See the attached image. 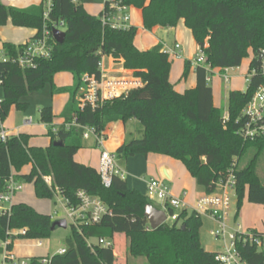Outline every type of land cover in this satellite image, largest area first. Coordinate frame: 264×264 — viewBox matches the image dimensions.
Wrapping results in <instances>:
<instances>
[{
    "label": "trees",
    "instance_id": "trees-1",
    "mask_svg": "<svg viewBox=\"0 0 264 264\" xmlns=\"http://www.w3.org/2000/svg\"><path fill=\"white\" fill-rule=\"evenodd\" d=\"M83 1L74 4L72 0H54L45 21L44 4L19 9L7 7L0 0V26L12 22L15 27L33 29L36 34L32 39L42 34L44 25L51 31L66 32L61 45L51 35L52 54L38 60L36 69L22 70L13 62H0L4 96L0 105L1 123L7 120L13 107L26 111L29 105L24 99L46 85H50L52 94L70 95L61 115L65 124L57 132L52 107L40 110V122L48 126L51 137L47 148L29 145L31 135L27 134L6 142L0 140V194L6 191L7 181L13 176L22 184H33L39 199L54 200L55 194L45 182L49 176L71 205L79 204L77 195L83 190L98 197L110 211L98 225H82L80 229L71 225L65 254L34 256L29 259L30 264H118L114 247L95 244L92 249L88 244V240L99 239L115 243L117 236L129 241L125 264H129L130 258H144L149 264H219L217 254L203 247L200 237L204 222L197 213L185 209L177 221L152 230L145 217L146 205L150 204L147 195L129 189L127 181L119 176H114L111 186L106 187L99 170L78 163L75 156L84 148L82 127L101 134L114 122L126 125L136 120L142 126L140 136L120 147L115 153L117 159L127 161L130 157L156 154L179 160L196 180L197 189L206 195L215 193L219 183L234 175L238 208L245 198L251 204L264 206V184L258 172L264 137L248 142L239 135L244 106L264 78L252 75L247 91H230L227 111L215 107L214 91L202 66L195 69V87L178 92L170 81L173 61L162 43L139 50L135 44L138 28L129 26L120 30L105 25L103 17L116 14V10L104 4L100 15H91ZM117 3L142 11L143 27L148 31L158 27L174 29L184 20L199 51L215 69H238L251 51L250 74L257 54L264 49V0H117ZM4 44L11 57L25 48ZM110 56L123 61L124 70L140 78L143 88L133 89L95 111L89 107L80 109L78 97L83 77L99 78L103 57ZM192 66L191 61L185 62L184 79ZM63 72L72 75L74 84L58 89L55 77ZM226 112L229 118L225 121ZM73 122L82 127L68 129L66 125ZM55 142L60 146L56 147ZM31 164V172L22 174L23 168ZM55 221L52 215L42 214L23 202L14 204L9 213L0 211V257L7 240L11 241L7 245L9 251H13L16 239L48 240ZM22 230L26 233H17ZM238 249L249 264H263L264 254L254 247L244 248L240 244Z\"/></svg>",
    "mask_w": 264,
    "mask_h": 264
},
{
    "label": "built area",
    "instance_id": "built-area-1",
    "mask_svg": "<svg viewBox=\"0 0 264 264\" xmlns=\"http://www.w3.org/2000/svg\"><path fill=\"white\" fill-rule=\"evenodd\" d=\"M2 1V0H1ZM54 0H44V19L49 18L51 8ZM104 4H109V8L116 10L114 15H105L102 19L103 24L110 25L112 28L125 30L128 29L129 21V8L127 6L121 7L118 5L117 0H103ZM74 4L82 2V0H72ZM60 26H63V22ZM44 31L35 39H29L24 45V50L16 56H10L5 44L0 40V62L7 63L13 62L17 64L22 70L36 69L38 66V60H45L52 54L54 46H52L51 35L54 30L51 31L44 25ZM182 45L177 43L175 48H168L164 46V51L170 57H180V50ZM255 63L251 69L248 82H250L252 75L259 74L264 78V49H262L255 58ZM208 60L202 51H199L193 60V66L196 68L202 66L208 73V84L213 82L215 77H221L224 84L227 85L231 81V77L228 72L231 69H215L207 63ZM83 85L79 91L78 103L79 108L84 110L86 107L92 110H97L106 102L120 98L127 95L129 91L133 89H141L144 86L143 81L140 78L129 76L127 78H108L105 76L104 61L100 64V76L99 78L94 76L85 75ZM2 80H0V88ZM257 91L254 93L250 101L244 106L241 118L242 126L239 130V135L245 141H256L260 137H264V83L258 86ZM4 97H0V105L3 102ZM229 115L226 112L224 120H228ZM31 121H26L25 124H30ZM66 127H82L77 126L75 122L67 124ZM84 132V139L88 140L90 137H94L100 148L104 147L105 136L104 133L99 134L96 129L89 127H82ZM55 132H57L55 130ZM0 140L6 142L9 140L8 134L0 126ZM100 168L99 172L102 176L103 183L106 187H110L114 176H119L123 180H126V173L119 166L118 159L115 154H110L107 151H103L100 156ZM46 184L50 187L55 194V198L61 196V205L66 212V220L70 225L80 229L82 225L95 226L100 223L104 217L110 214L106 205L97 197H93L88 192L81 190L78 192V205H71L70 202L63 197L61 190L54 185L52 177L45 178ZM236 179L234 175H230L227 181L218 184V190L211 194H204L201 196L194 207H190L181 197H175L172 194L170 187L164 182L152 178L147 182L146 195L149 200L158 199L162 203V209L167 214L166 223L175 222L179 218V214L183 210L191 209L201 217L209 218L216 222L217 228L212 229V237L222 241L224 243V251L216 253V260L219 264H249L244 259L243 254L238 249V246L242 244L245 248L247 245L254 247L259 253L264 254V231L258 232L255 229H243L242 226L232 227L229 224L228 217L231 211V196L236 195ZM23 188V184L18 182L13 176L7 181L6 191L0 194V211L3 213H9L15 196ZM17 233L25 234L24 230ZM10 240L4 242V251L0 257V264H30L26 259L18 258L13 254V251L7 249V245L10 244ZM39 246H43L42 241H38ZM89 247L94 249V245H102L106 248H113L114 244L103 239H99L96 242L88 240ZM66 253L65 249H61L56 254L63 255ZM264 264V261H263Z\"/></svg>",
    "mask_w": 264,
    "mask_h": 264
},
{
    "label": "rangeland",
    "instance_id": "rangeland-1",
    "mask_svg": "<svg viewBox=\"0 0 264 264\" xmlns=\"http://www.w3.org/2000/svg\"><path fill=\"white\" fill-rule=\"evenodd\" d=\"M34 1V0H29ZM39 3L37 4L39 7L43 5L44 0H37ZM102 0H85L84 4L88 7V10L91 12L97 13ZM162 29L160 31L161 37H164L166 42L169 43L170 46L174 47L176 41L181 44H186L188 47V51L192 52V59H194L199 52L197 50V43L194 40L192 31L185 25L184 20H180L176 28L172 31V29ZM0 31L3 32L0 36V40L3 43H7V41H11L13 39L17 43H23L29 37L36 34V31L30 28H18L15 27L12 22H8L5 26H0ZM250 56L245 57L246 59L243 61L242 65L238 69H234L229 71L228 74L231 77V81L228 84L226 89H223L226 93V101H225V108L227 107L226 102H228V95L230 91H247L249 86L248 78L249 74V64L251 61V51H249ZM105 58V57H104ZM173 61V68L178 66L182 63L181 59H177L171 57ZM55 81L56 87L59 89L62 86L68 85V80L72 82L73 78L69 72H63L59 75ZM213 91L216 90V85L213 83L210 84ZM3 89L0 88V97L2 98ZM68 99L67 95L64 94H52V90L50 85H46L43 90L38 92H33L28 95L26 99H24V103L29 105L26 111L17 110L15 107L11 110L10 116L4 122L6 128L11 129L13 132H18L21 130L23 133L32 134L34 135V141L32 142L33 145H38L42 147H46L48 145V141L50 139L47 136L48 128H46L40 122V110L42 108H46L47 106L52 107L53 111L55 112L56 118L60 119V110L63 108L64 99ZM67 100V101H68ZM222 107V105H220ZM25 121H31L30 126H25ZM1 123V121H0ZM131 128H136L142 130V126L139 122L134 121V123L129 124ZM138 137V135H137ZM87 145L91 144L85 141ZM101 153V148H91L86 146L80 154L78 155L77 159L79 160L82 156H84L87 160L92 162V164H97L99 161V156ZM261 162L259 167V174L261 175L262 183L264 184V153L261 156ZM249 158L245 160L244 164H247ZM121 163V162H120ZM127 178V177H126ZM150 178H148L149 180ZM16 201L27 203L31 207L33 206L37 210L41 211L42 214L45 215H52V217L57 220H65L66 212L62 208L61 200L62 197L59 196L54 200H44L39 199L34 191V185L31 184H23V188L21 191L17 193ZM231 211L228 217L229 224L232 227L242 226L251 229H256L258 232L264 231V206H259L255 204H251L247 201V198L243 201V206L239 209L237 205V198L236 195L232 194L231 196ZM150 204L158 209H162V203L158 199H154L150 201ZM1 205V202H0ZM203 228L201 230V241L204 246V249L210 253H220L224 251V243L214 237H212L211 232L212 229L217 228V223L211 221L208 218L202 217ZM68 228H58L55 230L48 240H42L44 243L43 248L33 247V248H19L22 249L23 252H30L34 255H43L48 257L52 254L57 253L61 249H65L67 242L66 239L71 236L72 228L71 225L68 224ZM22 241L25 244L32 245L38 244L37 240L28 241L24 239H16L15 243ZM95 242L94 240H92ZM114 249L116 253V257H118V264H125V260H128L127 253H128V245L129 241L126 240L123 236H117L115 239ZM18 249V250H19ZM23 258V257H22ZM25 258V257H24ZM30 258L26 257V260L29 261ZM129 264H149L146 259L140 258L136 260L135 258L129 259Z\"/></svg>",
    "mask_w": 264,
    "mask_h": 264
},
{
    "label": "crops",
    "instance_id": "crops-1",
    "mask_svg": "<svg viewBox=\"0 0 264 264\" xmlns=\"http://www.w3.org/2000/svg\"><path fill=\"white\" fill-rule=\"evenodd\" d=\"M2 3L7 7L13 6V7H16L19 9H27L29 7H32V6L39 7L37 5L39 3L37 0L31 1V2L29 0H2ZM83 6L88 13H90L91 15L93 14V15L98 16L102 13V11L104 9V1L102 0V3L100 5L97 13H94V12H91L90 10H88V7L84 4V1H83ZM128 12H129L128 26H134L135 28H138V35L136 37L135 44L137 45L139 50H141V51L142 50H149V49L159 45V43H162L164 46H167L168 48H172V49L175 48V46L174 47L170 46L169 43L166 42L164 37H161L160 31H162V29L164 27H158V28L154 29L153 31H148L143 27L142 11H139V10L131 7V8H129ZM166 29H168V28H166ZM173 30L174 29H172V31ZM2 33L3 32L0 31V36ZM34 36H35V34L33 36L29 37L23 43H17L13 39H11V41H7V43H10V44L12 43L15 45H24L26 42H28L29 39H31ZM177 43L178 42L176 41V44ZM181 45H182V48L180 50V57L179 58L175 57V58L181 59L182 63H180L178 66L176 65V67H174V68L172 67V70L170 73V81L172 84L175 85V90H177L178 92L184 93L186 90H191L192 88L195 87L197 75L195 73L196 68L194 66H192V69L189 73L188 78L187 79L183 78V71L185 68V62L188 60L193 62L194 59H192V52L190 53V51H188L187 45L185 43L181 44ZM197 50L199 51V47H197ZM102 61H104V71H105L106 77L122 79V78H127L129 76H132V72H130V71L126 72L124 70L123 61H119V62L115 61L111 56L105 57V58L103 57ZM232 70H234V69H231L230 71H232ZM61 74H59V75H61ZM59 75H57L55 77V81L57 80L56 78ZM68 82H69V83H67L68 85H65L62 87L73 86L74 78H73L72 82L70 81V79L68 80ZM212 83L214 85H216V87H217L216 90L214 91V105H215V107L223 108L225 111H227L228 108H225L226 105L224 104L226 101V93H225V91H223V89L227 88V85L224 84V81L221 77H215L213 79ZM62 87H60V88H62ZM62 94L67 95L68 98H70V95H68L66 93H62ZM2 96H3V94H2ZM67 100L68 99H66V98L64 99L63 108L65 107L66 103L68 102ZM226 104H228V102H226ZM220 105H222V107ZM63 108H62V110H63ZM62 110H60V111H62ZM62 112H60L61 113L60 119H58V120L55 119V121H54L55 130H57L60 126L65 124L64 119L61 118ZM54 114H55V112H54ZM134 121H136V120H131L126 125L123 124L122 122H114L111 125H109L107 130L105 132H103L104 136H105V141H104L105 144H104V147L101 148V153L103 151H107L110 154H115L116 151L120 147H122L125 144H128V142L133 140V139H137L140 136L139 134L141 132V129H139L138 127H137V129L136 128L133 129L129 126L130 122L134 123ZM136 122H138V121H136ZM30 124H31V122H30ZM30 124H28V125L25 124V126H30ZM0 126H2L3 129H5L9 138L20 135V134H27V133L21 132V130H19L18 132H13L11 129L6 128L4 123H0ZM44 126L46 128H48L47 125H44ZM48 131H49V128H48ZM48 131L46 134L47 136H49ZM27 135H31L29 145L42 147V146L32 144V142L34 141V137H35L34 135H32V134H27ZM137 135H138V137H137ZM85 141H87L91 144L87 145V143ZM83 143H84V148H86V146H89L91 148L92 147L93 148H96V147L99 148V145L96 142L94 137H90L88 140L84 139ZM50 145H51V137L48 141V145L46 147H42V148H47ZM84 148H82L80 150V152ZM80 152L75 156V160L78 163H82V164L91 166V167L99 170L100 162H101V159H100L101 153H100V156L98 158L99 159L98 163L92 164V162L87 160L84 156H82L78 160L77 157L80 154ZM118 164L124 170V172L127 175L126 181H127L129 189L131 188V189L138 190L141 193H143L144 195H146V193H147V191H146L147 182L152 178L158 180L161 183L164 182L165 184H167L170 187V189L172 190V194L175 197H178V198L181 197L182 199H184V201L190 207H194L197 200L201 196L204 195L203 192H201L199 189H197L196 180L193 179L191 174L188 173V171L186 170L183 163L179 160L176 161V160L169 158L167 156H164V155L160 156V155H156V154H150L147 157H143V156L130 157L129 160H127V161L118 159ZM31 168H32V164L30 166L24 167L22 170V174H29L31 172ZM148 178H150V179L148 180ZM16 198L17 197H15V199H14L13 205L16 203H20L19 201H16ZM189 211H192V210L189 209ZM39 212L41 213V211H39ZM211 221H213V220H211ZM242 228L243 229H251V228H247V227H245V228L242 227ZM35 246L39 247V248L44 247V245L39 246V243L33 244V246H32V245L25 244L22 241L17 242V244L14 242L13 254L18 258L23 257L22 259H26V257L33 258L34 256L35 257H45L43 255H34V254H31L30 252H23L22 249H19V248H33Z\"/></svg>",
    "mask_w": 264,
    "mask_h": 264
},
{
    "label": "water",
    "instance_id": "water-1",
    "mask_svg": "<svg viewBox=\"0 0 264 264\" xmlns=\"http://www.w3.org/2000/svg\"><path fill=\"white\" fill-rule=\"evenodd\" d=\"M53 37L55 42L61 45L66 38V32L62 30H54ZM54 144L56 147L60 146L58 142H55ZM145 217L148 219L152 230H158L159 228L163 227V225H165L167 221V214L165 213V211L158 209L151 204L146 205ZM52 226L53 232L58 228L65 229L69 227L66 219L57 220L53 223Z\"/></svg>",
    "mask_w": 264,
    "mask_h": 264
}]
</instances>
